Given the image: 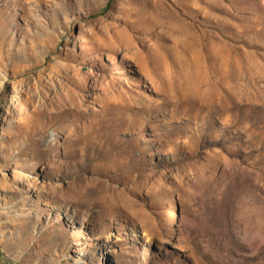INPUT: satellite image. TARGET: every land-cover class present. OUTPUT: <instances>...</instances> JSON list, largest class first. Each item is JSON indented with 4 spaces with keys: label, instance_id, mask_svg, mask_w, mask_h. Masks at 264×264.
I'll use <instances>...</instances> for the list:
<instances>
[{
    "label": "rangeland",
    "instance_id": "374dc122",
    "mask_svg": "<svg viewBox=\"0 0 264 264\" xmlns=\"http://www.w3.org/2000/svg\"><path fill=\"white\" fill-rule=\"evenodd\" d=\"M0 264H264V0H0Z\"/></svg>",
    "mask_w": 264,
    "mask_h": 264
},
{
    "label": "trees",
    "instance_id": "16d2710c",
    "mask_svg": "<svg viewBox=\"0 0 264 264\" xmlns=\"http://www.w3.org/2000/svg\"><path fill=\"white\" fill-rule=\"evenodd\" d=\"M109 3H110V2H109ZM109 3H108V5H109ZM108 5H107V7H106L105 11H106V10H107V8L109 7Z\"/></svg>",
    "mask_w": 264,
    "mask_h": 264
}]
</instances>
